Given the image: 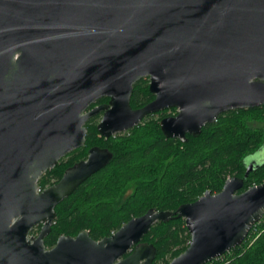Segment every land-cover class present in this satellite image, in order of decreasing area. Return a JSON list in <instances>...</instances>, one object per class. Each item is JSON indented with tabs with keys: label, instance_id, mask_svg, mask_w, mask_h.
<instances>
[{
	"label": "water",
	"instance_id": "water-1",
	"mask_svg": "<svg viewBox=\"0 0 264 264\" xmlns=\"http://www.w3.org/2000/svg\"><path fill=\"white\" fill-rule=\"evenodd\" d=\"M144 78L154 99L133 109ZM263 105L264 0H0V264H153L142 239L172 217L190 242L169 264H207L240 246L264 215V183L238 193L243 179L231 177L174 212L150 209L100 241L60 236L45 252L55 207L113 155L95 146L56 184L40 190L38 180L84 146L100 113L108 139L176 109L159 126L185 142L228 111Z\"/></svg>",
	"mask_w": 264,
	"mask_h": 264
},
{
	"label": "trees",
	"instance_id": "trees-1",
	"mask_svg": "<svg viewBox=\"0 0 264 264\" xmlns=\"http://www.w3.org/2000/svg\"><path fill=\"white\" fill-rule=\"evenodd\" d=\"M153 99L148 80L141 79L134 85L130 105L141 108ZM107 102L108 98H103L92 106ZM154 116L108 139L97 131L99 116L90 118L84 146L68 153L39 178L40 190L56 184L67 168L85 160L95 146L113 155L106 167L55 207L56 219L47 244L83 231L100 241L150 209L174 212L206 191L217 194L231 177L243 179L238 193L264 183V161L249 158L264 151V128L259 126L264 125V105L228 111L203 126L199 136L186 135L185 142L166 138L159 126L161 115L158 119ZM251 161L256 167L245 176ZM142 241L156 249L153 264H169L188 247L190 235L185 220L172 217L155 223ZM207 264H264V215L240 246Z\"/></svg>",
	"mask_w": 264,
	"mask_h": 264
},
{
	"label": "flooded vegetation",
	"instance_id": "flooded-vegetation-1",
	"mask_svg": "<svg viewBox=\"0 0 264 264\" xmlns=\"http://www.w3.org/2000/svg\"><path fill=\"white\" fill-rule=\"evenodd\" d=\"M175 111H173L172 109H168V110H165V111H162V112H159V113H156V114H154V115H156V116H158V117H160V115H161V119L160 120H162L163 118H165V117H168V116H175L176 114H177V110L176 109H174ZM164 114V115H163ZM163 115V116H162ZM101 117H102V114H101ZM160 120H159V122H160ZM41 227H42V224H40V225H37V226H35V227H33L31 230H30V232L28 233V235H27V241L28 240H30V239H32V242L31 243H33V239L34 238H36L38 235H39V233H40V231H41ZM52 227V226H51ZM50 232H51V229H50ZM50 232L44 237V239H43V245H44V251L45 252H47V251H50V250H52L54 247H55V245H56V242H57V240H55V242H53L51 245H49V244H47V236L50 234ZM60 237V236H59ZM58 237V238H59Z\"/></svg>",
	"mask_w": 264,
	"mask_h": 264
},
{
	"label": "rangeland",
	"instance_id": "rangeland-1",
	"mask_svg": "<svg viewBox=\"0 0 264 264\" xmlns=\"http://www.w3.org/2000/svg\"><path fill=\"white\" fill-rule=\"evenodd\" d=\"M144 79H146V80H148V82H149V79L148 78H144ZM98 119L96 120V126H97V124L99 123V121H100V119H101V113L100 114H98ZM153 118H155V119H158V116H154ZM259 126L260 127H262V128H264V125L262 124H259ZM88 156V155H87ZM252 157V158H251ZM249 158H251V159H253V160H255V161H264V151L263 152H261V153H259V154H255V156L253 157V156H250ZM159 264H161V263H159Z\"/></svg>",
	"mask_w": 264,
	"mask_h": 264
},
{
	"label": "built area",
	"instance_id": "built-area-1",
	"mask_svg": "<svg viewBox=\"0 0 264 264\" xmlns=\"http://www.w3.org/2000/svg\"><path fill=\"white\" fill-rule=\"evenodd\" d=\"M38 191H40V190H38Z\"/></svg>",
	"mask_w": 264,
	"mask_h": 264
}]
</instances>
